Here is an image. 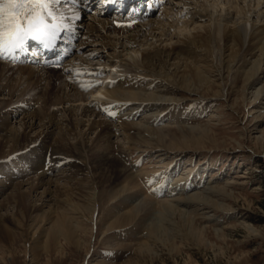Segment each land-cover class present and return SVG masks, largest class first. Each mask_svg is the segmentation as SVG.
<instances>
[{"label":"bare ground","instance_id":"6f19581e","mask_svg":"<svg viewBox=\"0 0 264 264\" xmlns=\"http://www.w3.org/2000/svg\"><path fill=\"white\" fill-rule=\"evenodd\" d=\"M169 6H172V8H169ZM167 8H169L171 11L173 10V14H171L170 10H168ZM180 18H184L185 21L183 23L180 22ZM135 21L137 20L133 19L132 23ZM81 25L83 26L82 35H84V38H81L82 40L80 41V44L85 45L79 48L78 53H76V55H74L73 57H76L77 59H80L84 62H90L93 59L106 61L110 65H116L118 71L126 72L132 77H136L138 74H143L144 76H146L144 74V72L146 71L144 70L148 69L149 67H145L144 63L147 64L149 54L156 59H161L162 53H164L165 57L163 58L165 60H168V62L172 61L169 66V71L172 72L174 78L177 79L182 89L194 93L209 92L216 94L213 88L214 82L210 80L211 77L206 75L207 73L211 72H206V70H204V68L200 66L195 65L193 66V68H191L188 64L180 62L181 59H179V57L183 56L185 51H183L182 48L170 47V43L172 42V39L170 38L171 33H165V31L163 30H165L167 26H170L171 29L169 30V32H173L174 28L176 27L174 25H180V27H182L181 30H178V35H181L182 32L183 36L185 35V33L186 35L188 34V36H184L186 41H180V43H189L190 47L192 46L194 48H200L204 50V53L210 56L213 55L216 58L215 62L214 59L211 60L216 63V65H218L217 68L224 73L231 72V69H233L234 65L238 64V54L242 51V46L250 44L251 50H247L250 53L256 50V53H258V55L257 58L255 57L256 60H254L250 64L248 63L249 67L247 70H244V65L242 66L243 70L241 72L247 81V85L251 81L256 79L258 77V74H264V72L261 71L262 67H264V0H170L169 2H167L166 10L159 17H148L140 21L139 23H133L132 28L128 31H125L123 34L117 33L111 26H109V23L105 19V17H98L95 20L84 18L81 21ZM196 25L197 27H200L199 29H201V31L203 30V35L197 36L191 33L195 30ZM159 30V35L154 33L155 31ZM165 38L168 39L165 40ZM218 40L220 43L223 42V48H218L217 46H215ZM164 42L166 47H164L163 49L162 46H164ZM162 43L163 45H161ZM210 45L212 46V51L209 48ZM214 47H216V49ZM225 54H227L226 57ZM246 55L247 53H245V56ZM193 57L196 58V56ZM195 61L197 63H202L203 65L207 64L206 61L202 58H200L198 61L196 58ZM242 61H240V63ZM205 67V69H207V65H205ZM20 68H22V70H20L19 73ZM109 69L111 71L115 70L113 67H109ZM26 71L31 79L35 77L39 79L40 86L37 92L29 90V92L25 95H30L31 92H36V95L38 96L31 97L34 100H40L39 93H41V91L44 89H48L46 88V82L49 79V81L54 79L55 81L59 82L58 88L55 87L59 90H57V92L52 95H48L45 91L41 94L42 100L46 96L52 97L50 106H48L49 109L53 107V110L51 111L48 109V112L54 113L55 116L58 117L60 113L54 111H60L61 109L66 117L67 114H69L71 117L76 118H72L73 120L66 119L62 122H58L55 116H51L48 118L51 124L47 127H43V131L41 130V134L37 137H42L40 139H46L48 137L50 147H53L54 150H57L58 152H55L54 155L58 156L61 159H69V164H67V166H69V169L71 170L70 172L73 176L64 179V182L66 184L74 182L73 185L76 187V189L73 191L70 188H65L68 192H71L70 197L66 200L69 202L65 205H61V203H58L59 205H51V198L53 195L51 196L50 194H53L54 190H57V186L55 185L56 188L53 187V190H51L52 181H50V179H47L48 173L51 174V168L50 172L47 173L45 169H42V162L35 165L36 167L38 166V169L33 172H30L31 169L26 170L18 163L13 164L12 170L10 169L12 168V165L7 167L6 169L4 165H0V199L2 202H4L1 208H5L7 205H14V209L17 208L15 210H19L17 214H15L14 216L10 215L7 219H10L12 223L16 224L18 228L24 229L26 227L25 223L26 221H28V218H30V215H33L34 212L36 213L37 210L39 211V213H41L37 216H32L31 221H34V224H31L32 222L30 221L31 223L28 226L27 230L25 228L26 234L31 236L33 241L41 240L42 242L41 245H38L34 249V251L39 252L38 256L35 259H40L44 254L45 258H47L46 264H51L52 261H50V259L48 258L51 255L62 256L63 254H65L67 250V244H75V246L80 247L79 239L81 238V236H84V231L81 228H85L87 224L89 225V223H87L85 220H82L81 223L77 222V220H75L73 216L75 215L76 217L80 214L83 215V217L89 216L91 217V219H93L95 215V209L98 211L97 201H99V198L102 196L101 192L102 190H104V188L108 190L105 191L106 195L113 201L123 198L122 200L125 205H132L129 209H125L121 212L117 210L116 205L115 209L113 206L112 209H114L117 213L115 214L116 217L114 216V219H108L109 225L106 228L107 232L110 233V231L112 230L124 229L125 227L135 223L137 225H142V230L146 235L145 239L143 238L144 242H141L142 246L137 251H139V255L142 256L144 260H147L150 257V259H154L153 254L155 252L157 241L159 242V239L165 247L171 248L170 250L172 251V253H179L174 244L176 239H189V241H196L198 243L206 242V228L200 227L194 218L195 214L192 215L190 212H186V210L181 209L179 207V204L192 202L195 205H203L205 207L208 206L207 204L214 202H211L210 198L208 199V197H204L199 193L189 196L188 198L178 197L173 201H165L164 199L159 200V195H161L162 193H158L159 188H164L168 185V183L166 181L164 183V186L159 185L158 183L161 182L162 177L158 176L157 179L156 177L153 178V176H151L152 173L148 172L149 170H146L148 168H144L145 164L143 166V164L140 163L139 156H136V153H150V150L148 148L145 149L144 147V145L147 144H150L149 148L151 149L160 148L168 150L169 148H172V150L178 149V145L181 146V148H188L189 145L200 147L203 146L206 142L213 139H210L211 136L209 134L204 133L201 134V138H194V132H191V134H183L184 130H182V132L180 130L173 131L171 129H156L151 133L147 129L140 130L136 128L131 121V118H124L123 120L116 119L114 122L101 121L100 125H104V130L107 131L108 129V134L112 135L115 134V132H113V125L117 124L119 130H121L122 132L121 135L124 141L127 142L125 150H114L115 152L112 150L110 152L109 149L111 145H113V143L111 142L107 143L106 149H104V146L97 148V150H92L90 148L87 149L86 144L83 140V136L88 135L84 132L82 133L81 129L84 126H90L89 130L95 131V128L100 127V125H96L95 123L90 125V122L86 123V120L82 118H101L100 114L95 111V101H100L102 99L118 100L122 102V104H129V108L133 104L137 103H142V105H146V107H152L154 106L158 98L155 99L153 93L146 94V92L143 89H140L139 86L136 88L126 86L122 82V79L116 80L111 84L112 87L110 89L100 91L97 93V95H92L90 91L79 92L70 84L61 81L59 75L58 77L52 78L49 73H46L44 71L40 72L39 70H36L31 66H18L16 67V69L11 70L6 64H4V61H0L1 98L3 96H9L13 98L14 94H16L18 91H21V83L27 82L28 80L26 79V77H24L26 76L24 75ZM118 71L115 70L114 72L119 74ZM43 72L45 74H42ZM148 73L149 76L152 77H147L146 79L142 77L138 78L142 80L144 79L145 82L149 80L150 82L154 83L155 79H158V81H160V79L157 78V76L153 75L151 71ZM14 76H17L15 80L13 79ZM6 80L7 84L3 85L2 83L6 82ZM30 83H33V80H30ZM5 89L7 90V93L5 92L3 94ZM261 94L262 92H258L256 96L259 97V95ZM56 99L57 102L55 103ZM2 104L5 103L2 102ZM7 105L10 107L14 104L12 102H8ZM253 107V112L258 109V106ZM74 108H76L75 111ZM32 110H34V115L30 116V120H40L42 119V117L47 118L48 116V113H46V117L41 113L42 116L36 117L40 111H38L37 108H33ZM12 115H14V117L17 116L15 115V113H13ZM22 119L27 118L25 117ZM95 119H93V122L96 121ZM55 120H57V122ZM54 121L56 123H54ZM5 123L7 122L1 123L0 137L3 135L6 140L9 138L12 139L16 146L19 141H21L22 131L26 133V137L23 141H30L29 138H33V134H31L28 130H33V127L24 122V120L21 121V130H17V128L11 125H8L6 127L4 126L7 125ZM58 126L61 127V129H66L70 126L73 131H76L77 142L75 144L66 143L67 139L64 140V134L61 133L63 131L61 130L59 131V133L57 131ZM51 128L54 129L52 130ZM132 129L136 131V137L138 138H135L134 134L131 139L129 135L125 133L127 130ZM147 131L151 133L152 137L155 139V142L150 143L151 137H148ZM100 135L101 133L98 134L95 142L98 140V138H100ZM263 136L264 134L257 138V140L260 139L261 143L263 142ZM110 140L111 139H109L108 137V141ZM36 141L37 139L33 140L32 142L36 143ZM0 145L2 144L0 143ZM3 148L4 147H2V150ZM10 149L14 153L15 148L12 149L11 147ZM87 153H90L91 156H88ZM125 153L130 155L129 157L131 159V163L129 162V164H126L123 161V156H125ZM85 155H87V157ZM7 156L8 155L6 153L3 158ZM113 165H117V167ZM80 176L81 179H79ZM45 180H48L49 182H45ZM141 182L145 183L146 188L141 185ZM155 182L157 183V186H155ZM113 185H115L116 189L118 190L113 191ZM178 185L180 184L178 183L172 185L170 189L175 190L178 188ZM187 187H189L188 184H184L181 190H185V188L187 189ZM218 192L221 194H225L227 191L225 192V189L221 188L215 190V193L219 194ZM137 195H141V198L140 196L137 197ZM34 197L38 198L39 201H33ZM44 197L46 205L40 208L37 206V203L41 202L40 200ZM152 216H155L156 220H154L153 218L152 222L150 221L148 224L147 218L151 219ZM3 218L5 219L4 216L1 219ZM164 218H166V220H164ZM163 220L164 223L160 225V222ZM48 222H51L52 225H49V227L46 229L47 234L44 236V232L40 230V227L42 224L47 225ZM83 222H85L86 225L82 224ZM248 230L252 234H256V231L252 229ZM78 231H80L79 233L81 234H77ZM40 234H43V236L40 237ZM214 234L217 236V239H222L221 241L226 239V236L221 232L220 235H218L217 231L214 232ZM15 239L16 236L13 232H10L7 228L0 226V241L3 242L6 240L5 243H7V245L11 247ZM61 241L63 242V244H61ZM87 245L89 246V244H85L83 246L84 251L89 250ZM237 257L238 255L235 257V259ZM35 259H33V261H35Z\"/></svg>","mask_w":264,"mask_h":264},{"label":"rangeland","instance_id":"374dc122","mask_svg":"<svg viewBox=\"0 0 264 264\" xmlns=\"http://www.w3.org/2000/svg\"><path fill=\"white\" fill-rule=\"evenodd\" d=\"M172 6H169V8H172ZM169 8L167 9L170 10ZM173 12V10H170L171 14H173ZM184 21V18H180V22L183 23ZM197 25L195 26V30L191 33L201 36L203 35V30L201 31V29H199L200 27H197ZM174 26L176 27L173 32H169L171 29L170 26H167L166 29L163 30L165 33H171L170 38L172 39V42L170 43V47L182 48L183 51H185L184 55L179 57V59H181L180 62L188 64L191 68L196 65L203 67L206 72H211L206 75L211 77L210 80L214 82L213 88L216 94L209 92L194 93L182 89L177 79L174 78L172 72L169 71V66L172 61L168 62V60H165L163 58L165 57L164 53H162L161 59H156L149 54L147 64L144 63L145 67H149L144 70L146 71L144 72L146 76L138 74L136 76V80L140 89H143L146 94L153 93L155 99H158L152 107H146V105H142V103L133 104L131 109L143 107V111L131 121L136 128L140 130L147 129L151 133L156 129H171L173 131L184 130L183 134H191V132H194V138H201V134L207 133L211 136L210 139H213L200 147L189 145L188 148H181V146L178 145V149L175 150H172V148H169V150L160 148L151 149L149 148L150 144H147L144 145V147L145 149L148 148L150 153H136V156H142V158L145 159L143 166L144 163H146L144 168H148L146 170H149L148 172L152 174L158 172L159 177L161 176L163 178V176H168L170 172L175 171L174 174L171 173L173 174L174 183L180 184L177 189L174 188L176 193L174 195H168L169 193L164 195V192L169 191L170 189L160 188L162 193L159 195V200L164 199L165 201H173L178 197L188 198L189 196L199 193L204 197H208V199L210 198L211 202H214L207 204L208 206L205 207L203 205H195L192 202L179 204L181 209L186 210V212H190L192 215L195 214L194 218L200 227L206 228V242L198 243L196 241H189V239H176L174 244L179 253H172L170 250L171 248L165 247L159 239L153 254L154 259H150V257L149 259L144 260L142 256L139 255V251H137L142 246L146 235L142 230V225H137L135 223L129 225L130 227H125L124 229L112 230L110 233L107 232L106 228L109 225L108 219L112 220L114 219V216L116 217L115 214L117 212L114 209L117 207V210L121 212L125 209H129L132 205H125L122 200L123 198L114 200V203V201L106 195L105 191L108 190L104 188L101 192L102 196L100 194L101 197L99 198V201H97L98 211L95 209L94 214L96 216L94 215L93 219L89 216H84V218L83 215L80 214L76 217L75 215L73 216L77 222L81 223L82 220H85L89 223V225H86L85 222L82 223L85 224L86 227L82 226L85 228H81L84 231V236H81L79 239L80 247L75 246V244L66 243L67 250L65 254L62 256L51 255L48 258L52 261L51 264H264V138L262 143L260 142V139L257 140V138L264 134V74H258V77L247 85V81L241 72L243 70L242 66L244 65V70H247L249 67L248 63L250 64L256 60L258 53H256V50L252 51L253 53L249 52L251 50L250 44L242 46V51L238 54V64L234 65L231 72H228L229 74L224 73L217 68L218 65L214 63L216 58L213 55L210 56L204 53V50L200 48L190 47L189 43H187L188 45L180 43V41H186L184 36H188V34L186 35L185 33L183 36V32L181 31L182 34L178 35V30H181L182 27H180V25ZM154 33L159 35L160 30L155 31ZM168 38H165V40ZM161 45H163V43ZM215 46L223 48V42L220 43L218 40ZM164 47H166L165 42L162 48L164 49ZM209 48L211 51L213 50L211 45ZM214 48L216 49V47ZM245 53H247L246 56ZM193 56H196L197 61L202 58L207 64L203 65L202 63H197L195 61L196 58ZM226 56L227 54H225V57ZM211 59H214V62ZM240 61L242 62L240 63ZM205 65H207V69H205ZM20 70H22V68L19 69V73ZM150 71L153 75L157 76L160 81L155 79L154 83L149 80V82H145L144 79L152 77L149 76L148 72ZM261 71L264 72V67H262ZM24 75H26L24 77L28 80L27 82L21 83V93L18 91L19 93L17 92L14 94L13 98L9 96L0 97L2 100H0V112L9 107L7 105L8 102L15 104L17 101L23 100L25 97L32 99L31 96H38L36 95V90L39 89L40 86L39 79L36 77L31 79L27 71ZM16 77L17 76H14L13 79L15 80ZM138 77H142L144 79L142 80ZM30 80H33V83H30ZM48 81L46 82V88L48 89H44L41 93H39L40 100L36 99L37 105L35 107L38 111H40L36 117H40L42 114L46 117V113H48L47 118L42 117L40 120H30V116L34 115L33 112L35 109L16 117L12 115L13 113H0V126L2 122H7L5 123L7 125L4 126L7 127L8 125H11L18 130L21 128V121L24 120V122L33 127V130H28L34 135H32L33 138H29L30 141H23L26 137V133L22 131L24 133L21 132L22 138L18 143L19 145L17 144L18 147L14 144L12 139L9 138L6 140L2 135L0 137V143L4 146L0 145V163L6 153L7 155L13 153L10 149L11 147L12 149L15 148L14 152H16L20 149L28 147L32 143L34 144L35 142L32 141L35 139H37V141H39L42 145V152L48 151L51 152V154L57 152V150H54L53 147H50L48 137L46 139H40L42 137L37 138L43 131V127H47L51 124L48 118L55 116L54 113L48 112L52 97L46 96L43 101L41 94L44 91L48 95L56 93L59 89H56L55 87L58 88L59 82L54 79L49 82ZM55 82L57 83L55 84ZM2 84H7V80ZM29 90L36 92H31L30 95H25L29 92ZM5 92L7 93L6 89L3 94ZM258 92H262L259 97L256 96ZM2 102L5 104H2ZM56 102L57 99L55 103ZM253 106H258V109L254 112ZM75 109L76 108H74V111ZM49 110L52 111L53 107ZM54 112L60 113L58 117L55 116L58 122H62L66 119H76L71 117L69 114H67L66 117L61 109L60 111L57 110ZM25 117L27 119H22ZM82 119L86 120V123L90 122V125L93 123L100 125L101 121L107 122V120L102 117L97 119L83 117ZM93 119L96 121L93 122ZM57 120L55 121L57 122ZM55 121L54 123H56ZM89 128L90 126H84L81 129L82 133L84 132L88 135H82L87 149L90 148L92 150H97V148L102 146L106 149L108 142L113 143L109 149L110 152L112 150L119 151L121 149H126L127 142L124 141L121 135L122 132L119 130L117 124L113 125V132H115V134L112 135L108 134V129L107 131L104 130V125H100V127L95 128V131L89 130ZM51 129L53 130L54 128ZM58 129V133L61 130L63 131L61 133L64 134L63 139H67L66 143L75 144L77 142V132L73 131L70 126L66 129H61V127L58 126ZM135 132L136 131L132 129L127 130L125 133L128 134L131 139L134 134L135 138H138L136 137L137 133ZM150 132H148L147 135L148 137H151L150 143H153L155 142V139L152 137ZM100 133V138H98L95 142L96 137ZM108 137L111 139L110 141H108ZM5 142L8 143L6 144ZM2 147H4V151L2 150ZM87 154L88 156H91L90 153ZM127 155L128 154L125 153L123 161L126 164H129L131 159L129 157L130 155ZM85 156L87 157V155ZM126 158L129 159L128 162H126ZM113 166L117 167V165ZM10 169H13V164ZM37 169L38 166H34L31 168L30 172L36 171ZM57 170L58 172L56 170H52L51 174L49 173L50 175H47V179L52 181L51 190H53V187L56 188L57 186V190H54L53 194H50L51 196L53 195L51 198L52 206L58 203H61V205L68 203L69 201L66 200L70 197L71 192H68L66 189L70 188L73 191L76 189L73 185L74 182L68 183L69 185L64 182V179L73 176L70 172L71 170L69 169V166ZM155 177L156 176H153V178ZM79 179H81V176ZM48 180H45V182ZM158 184L162 185V180ZM184 184H188V186H191L192 188L189 187L187 190L186 188L185 190H181ZM221 188L225 189V192H227L225 194H221L219 192V194L215 193V190ZM112 190L115 191L118 189H116L115 185H113ZM138 196L141 198V195H137V197ZM37 200L39 201L38 198L34 197L33 201L37 202ZM40 201L41 202L37 203V206L42 208L46 205L45 197ZM3 204L4 202L0 199V226H3L10 232H13L16 239L11 247L5 243L6 240L3 242L0 241V264H46L47 258H45L44 254L41 258L39 257L40 259H35L39 252L34 251V249L38 245H41V240L33 241L31 236L27 235L25 232L31 222V224H34V221H31V217L37 216L41 213L37 210L36 213L34 212L33 215H30V218H28V221L25 223L26 230L25 228L20 229L16 226V224L12 223L10 219H7L10 215L14 216L17 214L19 210H15L17 208L14 209V205H7L5 208H1ZM113 206L114 209H112ZM3 216L5 219H1ZM153 218L156 220L155 216H152L151 219L147 218V223L149 224L150 221L152 222ZM164 220H166V218H164ZM164 220L160 222V225L164 223ZM49 225L51 226L52 223L48 222L47 225L42 224L40 227V230L44 232V236L47 234L46 229ZM248 229L256 231V234H252ZM216 231L218 232V235H220V232L224 234L226 239L223 241H221L222 239H217V236L214 234ZM79 232L80 231H78L77 234H81ZM41 236H43V234H40V237ZM61 244H63L62 241ZM85 244H89V246L87 245L89 249L88 251L83 250V246ZM237 255L238 257L235 259ZM33 259H35V261H33Z\"/></svg>","mask_w":264,"mask_h":264},{"label":"snow or ice","instance_id":"6c2138e0","mask_svg":"<svg viewBox=\"0 0 264 264\" xmlns=\"http://www.w3.org/2000/svg\"><path fill=\"white\" fill-rule=\"evenodd\" d=\"M76 2L77 0H0V59L6 60L14 53L26 51L29 41L52 50L62 37L71 38L74 34L73 21L78 20L79 15L74 7L69 9L71 14L66 15L58 6L63 3L74 6ZM94 86L84 87V90Z\"/></svg>","mask_w":264,"mask_h":264}]
</instances>
